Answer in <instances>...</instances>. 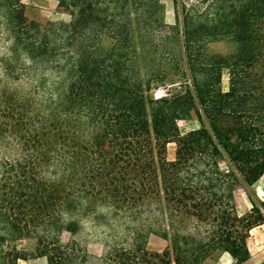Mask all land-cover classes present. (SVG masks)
I'll list each match as a JSON object with an SVG mask.
<instances>
[{"label": "trees", "instance_id": "trees-1", "mask_svg": "<svg viewBox=\"0 0 264 264\" xmlns=\"http://www.w3.org/2000/svg\"><path fill=\"white\" fill-rule=\"evenodd\" d=\"M57 1L70 20L0 0V264L247 261L264 200L249 192L239 214L235 188L264 174V0H170L172 24L166 0ZM221 40L234 51L209 49ZM192 112L201 125L181 133ZM85 216L123 237L94 258L63 246ZM151 234L169 245L149 249ZM25 238L34 250L10 245Z\"/></svg>", "mask_w": 264, "mask_h": 264}, {"label": "rangeland", "instance_id": "rangeland-1", "mask_svg": "<svg viewBox=\"0 0 264 264\" xmlns=\"http://www.w3.org/2000/svg\"><path fill=\"white\" fill-rule=\"evenodd\" d=\"M22 2L25 4V14L29 19L37 20L42 23L70 20V12L59 6L57 0H22ZM164 4L166 22L172 24L174 23L173 4L170 0L164 1ZM103 44L107 47L111 44V40L104 39ZM7 45L8 37L6 34H3L0 38V55L5 51ZM208 47L212 52L226 56L234 51L235 44L232 41L221 40L209 43ZM221 86L223 90H227L228 88V71L226 66L223 67ZM163 91L162 87H160L154 91V94L155 96H160L163 94ZM200 125L201 122L194 112H192L189 118L178 122L181 133L197 128ZM175 150V143L168 144L167 156L169 159L174 158ZM110 222L113 224V228L107 227L104 220L99 217H82L79 220V225L74 228L75 230L73 232L68 230H64L62 232L61 244L66 247L72 240H75L83 248L87 249V251L92 255L91 258L97 257L102 253L105 244L112 245L117 243V241H120V237H123L121 234L123 227L118 225L120 223L116 219H110ZM35 243V239L25 238L15 242H10V245H15L19 249L32 251L35 248ZM168 245L169 242L166 239H163L156 234H151L147 242V246L151 250L162 251ZM211 256L215 261L221 260L227 262L226 258L228 257V254H225L223 251H218L216 254H212ZM212 262H210V264ZM18 264H47V261L45 258H36L19 260ZM87 264H97V261L95 259H90Z\"/></svg>", "mask_w": 264, "mask_h": 264}, {"label": "crops", "instance_id": "crops-1", "mask_svg": "<svg viewBox=\"0 0 264 264\" xmlns=\"http://www.w3.org/2000/svg\"><path fill=\"white\" fill-rule=\"evenodd\" d=\"M249 192L255 200H264V174L248 189L243 185H238L235 188V199L239 214L247 213L252 207ZM247 242L250 250V258L242 264H264V225H258L252 228ZM213 254H216V252ZM225 254L228 253L225 252ZM226 260L227 262L221 260L215 261L210 256L203 264H210L212 261L211 264H235V260L229 254Z\"/></svg>", "mask_w": 264, "mask_h": 264}, {"label": "bare ground", "instance_id": "bare-ground-1", "mask_svg": "<svg viewBox=\"0 0 264 264\" xmlns=\"http://www.w3.org/2000/svg\"><path fill=\"white\" fill-rule=\"evenodd\" d=\"M158 94V93H157ZM160 94V93H159Z\"/></svg>", "mask_w": 264, "mask_h": 264}]
</instances>
